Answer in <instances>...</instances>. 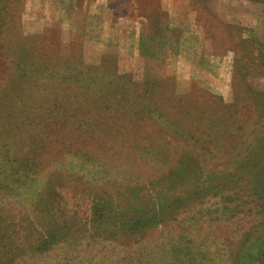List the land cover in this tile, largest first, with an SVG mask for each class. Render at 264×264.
<instances>
[{"label": "rangeland", "instance_id": "374dc122", "mask_svg": "<svg viewBox=\"0 0 264 264\" xmlns=\"http://www.w3.org/2000/svg\"><path fill=\"white\" fill-rule=\"evenodd\" d=\"M0 264H264V0H0Z\"/></svg>", "mask_w": 264, "mask_h": 264}, {"label": "trees", "instance_id": "16d2710c", "mask_svg": "<svg viewBox=\"0 0 264 264\" xmlns=\"http://www.w3.org/2000/svg\"><path fill=\"white\" fill-rule=\"evenodd\" d=\"M106 63H107V59H103L100 62V64L84 66L83 72L80 73V78H75L74 73L68 74L67 78L69 80V83H68V87L66 86L65 87L69 90H71L73 86L83 89L85 88L87 92H90L95 97H97V95H99L104 89V86H102V82L98 77L102 73H107L109 71L115 70V68L108 67ZM54 76L57 77L58 75H54ZM81 115L82 113L78 116ZM82 118H80L79 122L80 121L82 122Z\"/></svg>", "mask_w": 264, "mask_h": 264}]
</instances>
